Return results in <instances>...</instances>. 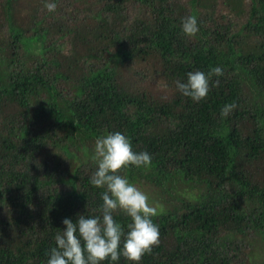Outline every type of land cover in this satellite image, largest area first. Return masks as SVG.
Instances as JSON below:
<instances>
[{"label":"trees","instance_id":"1","mask_svg":"<svg viewBox=\"0 0 264 264\" xmlns=\"http://www.w3.org/2000/svg\"><path fill=\"white\" fill-rule=\"evenodd\" d=\"M65 2L0 0V264H45L63 218L98 214L91 156L108 131L151 155L120 172L166 204L139 264H264V0ZM214 66L204 99L177 91Z\"/></svg>","mask_w":264,"mask_h":264},{"label":"clouds","instance_id":"2","mask_svg":"<svg viewBox=\"0 0 264 264\" xmlns=\"http://www.w3.org/2000/svg\"><path fill=\"white\" fill-rule=\"evenodd\" d=\"M43 5L47 12H54L57 6L56 0H43ZM180 28L183 34L194 36L199 30L197 18L182 17ZM222 74L220 66L207 72L189 71L185 80L176 81L175 87L181 95L199 102L208 94L212 77ZM233 107L225 104L220 114L227 116ZM91 159L96 167L89 182L103 189L99 194L98 214L81 213L75 219L63 218V228L55 234L45 264H103L105 260L116 264L121 257L130 264H139L141 257L159 243V226L153 221L158 209L150 203L148 194L120 170L129 165L148 168L151 155L147 151H133L125 133L108 131L96 137ZM117 210L127 217L125 225L114 218Z\"/></svg>","mask_w":264,"mask_h":264},{"label":"rangeland","instance_id":"3","mask_svg":"<svg viewBox=\"0 0 264 264\" xmlns=\"http://www.w3.org/2000/svg\"><path fill=\"white\" fill-rule=\"evenodd\" d=\"M70 2H73V0H66L65 5L70 3ZM245 2H246V0H245ZM83 5H84V3H83ZM219 6H220V9L225 12V8L223 6L221 7V5L218 2V7ZM67 9L68 10L71 9V6H67ZM131 12H132V14H135V10H131ZM70 16L73 17V16H75V14L72 11H70ZM130 18H132V15H130ZM67 47H68V45L66 44L64 46V48L62 49L63 53L66 52ZM130 182L134 183L139 189H141L142 191H144L145 193L148 194L150 203H152L154 206H156L158 211H162L164 208H166V204L159 197V194H158L157 190H155L154 188H152V187H150V186H148V185H146V184H144L142 182H139L137 180H131ZM256 247H255V245H252V244H249V245L245 246V249L248 251V255H250V257H251V253L252 254L254 253V250L257 253H259V249H257ZM254 259H255L254 261H259V258L257 259V258L254 257Z\"/></svg>","mask_w":264,"mask_h":264}]
</instances>
